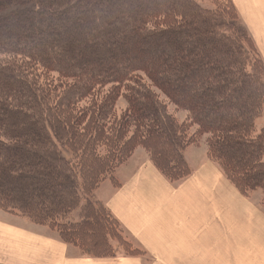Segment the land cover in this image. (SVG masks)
Segmentation results:
<instances>
[{
	"label": "trees",
	"instance_id": "1",
	"mask_svg": "<svg viewBox=\"0 0 264 264\" xmlns=\"http://www.w3.org/2000/svg\"><path fill=\"white\" fill-rule=\"evenodd\" d=\"M230 3L0 0V210L114 258L145 252L93 196L138 150L176 184L205 142L242 196L264 193V63Z\"/></svg>",
	"mask_w": 264,
	"mask_h": 264
},
{
	"label": "crops",
	"instance_id": "2",
	"mask_svg": "<svg viewBox=\"0 0 264 264\" xmlns=\"http://www.w3.org/2000/svg\"><path fill=\"white\" fill-rule=\"evenodd\" d=\"M232 3L264 63L260 0ZM137 153L117 171L119 187L104 183L98 199L145 255L94 258L2 212L0 264H264V211L215 164L186 156L192 174L171 184Z\"/></svg>",
	"mask_w": 264,
	"mask_h": 264
},
{
	"label": "rangeland",
	"instance_id": "3",
	"mask_svg": "<svg viewBox=\"0 0 264 264\" xmlns=\"http://www.w3.org/2000/svg\"><path fill=\"white\" fill-rule=\"evenodd\" d=\"M199 5H201L203 8H206V9H209V10H215V9H217L218 7H220V4H224V6H225V4H226V0H195ZM230 2H231V0H229ZM228 1V3L226 4L227 5V7L229 8V9H232V7H231V3ZM263 2H264V0H263ZM260 3H261V11H259L258 12V14H259V16L260 17H262V24L259 26H257L258 27V29L259 30H261L262 31V33L264 34V6H263V4H262V0H260ZM217 4V6H215ZM224 6H222L221 8L223 9V7ZM236 22H237V24L240 26V27H242L241 25H242V21H238V20H235ZM245 30H246V32H247V34H248V36H250V33L248 32V30H247V28L245 27ZM251 37V36H250ZM252 39V38H251ZM253 41V40H252ZM253 43H254V41H253ZM255 45V44H254ZM257 49V47H256V45H255V48L253 47V49H252V53H253V55H254V57L257 59V56L259 57V58H261V55H260V52L258 51V49ZM258 51V52H257ZM51 75H53V74H51ZM56 79V78H55ZM146 80V79H145ZM155 90V89H154ZM159 95H160V98L164 101V102H166V104H167V106H168V111L170 112V113H172L173 114V116H174V118L176 119V120H178L179 122H183V121H185V119H186V117L188 116V114H187V112H185V111H182V110H178L175 106H173L172 104H170L168 101H167V99L161 94V93H159L157 90H155ZM125 106H126V103H125V101L122 99V98H120L118 101H117V103H116V106H115V112L116 113H119V112H121V111H123L124 109H125ZM261 115H264L263 113L261 114ZM263 118V117H262ZM262 118H260V119H258L257 120V122H256V124H255V131H258V130H260L259 129V127L263 124V119ZM194 130V127L192 128V130H191V132ZM189 134H190V132H189ZM202 141V140H201ZM136 152H138L137 154H136V157L137 156H139V155H141V156H143V155H145V153L144 152H142L141 150H138V151H136ZM201 152V154H203V156L202 157H200V158H203V160H207V161H210L209 159H208V155H207V148H206V144H205V142H200V144L199 145H197V146H192V147H190V149L188 148V149H186V151L184 152V159H185V161L187 162V164H188V161H187V158H186V156H192V157H197V158H199L198 157V155H199V153ZM262 161L264 162V155H263V157H262ZM211 162V161H210ZM211 163H213V162H211ZM190 167V166H189ZM191 169V168H190ZM192 174V173H191ZM104 183H108V184H111L112 186H113V184L110 182V181H105ZM104 183H102L101 185H100V187H102V185L104 184ZM98 188L97 189V191L95 192V194H94V196H93V198L95 199V200H99L98 199V197L100 198V194L102 193V188ZM113 188V187H112ZM249 196H250V198L252 199V200H255V202L257 203V205L258 206H260V208L264 211V207L261 205V202L262 201H264V193H262V192H260V191H258V192H256V194H249ZM249 199V198H248ZM250 200V199H249ZM99 202H102L101 200H99ZM103 205L105 206V204L103 203ZM106 207V206H105ZM1 214H3L2 213V211L0 210V215ZM5 215V214H4ZM77 212H74L73 214H72V218H74V219H76L77 218ZM120 230V232H122V235H124L125 234V232H124V230L123 229H119ZM124 233V234H123ZM127 235V234H126ZM126 235H124V237H126ZM128 236V235H127ZM129 237V236H128ZM128 241L131 243V245H132V248L134 249L135 247L136 248H138V246L135 244V242H133V240L131 239V238H128ZM137 250V249H136ZM139 252V251H138ZM140 253V252H139ZM120 254H122V253H120ZM141 254V253H140Z\"/></svg>",
	"mask_w": 264,
	"mask_h": 264
}]
</instances>
